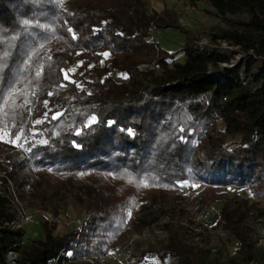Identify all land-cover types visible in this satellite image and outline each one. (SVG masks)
Returning a JSON list of instances; mask_svg holds the SVG:
<instances>
[{"label": "trees", "instance_id": "obj_1", "mask_svg": "<svg viewBox=\"0 0 264 264\" xmlns=\"http://www.w3.org/2000/svg\"><path fill=\"white\" fill-rule=\"evenodd\" d=\"M205 1V13L226 25L213 43L244 54L222 71L227 55L191 43L179 51L183 63H169L176 54L147 41L159 15L143 0H0V132L15 137L35 128L37 138L15 152L0 142V163L11 170L0 192V264L10 251L21 253L18 264L102 259L130 230L129 211L156 205L185 182L249 188L264 200V0ZM97 51L110 53L107 68L126 72L128 83L91 68L88 93L73 91L55 119L33 125L71 87L59 88L61 71ZM228 138L239 142L227 148ZM18 177L15 186L31 187L45 202L65 182L85 187L89 214L81 229L54 237L43 224L44 239L26 249L23 232L10 227L18 218L8 180ZM188 249L169 245L166 255L202 264Z\"/></svg>", "mask_w": 264, "mask_h": 264}, {"label": "rangeland", "instance_id": "obj_2", "mask_svg": "<svg viewBox=\"0 0 264 264\" xmlns=\"http://www.w3.org/2000/svg\"><path fill=\"white\" fill-rule=\"evenodd\" d=\"M143 1L150 14L159 15L158 25L150 29L147 41L157 43L170 54H176L169 63H183L185 57L179 51L189 43L217 49L227 55L229 62L220 64V71L231 68L244 57L238 48L223 41L213 43L212 36L226 25L205 13L211 10L205 0H198L195 5L188 0ZM111 58L109 52L97 51L87 57L86 64L73 60L67 70L61 71L64 83L59 85L60 89L66 88L65 85L71 87L66 91L61 90L56 99L46 103L38 121L57 117L60 114V100L71 97L73 91L88 93L84 81L89 78L87 74L91 68L106 69L105 77L117 85L127 84L129 77L126 72L107 68ZM259 67L260 61L255 69ZM154 69L157 76L161 75L158 68ZM48 96L53 98L52 93ZM91 121L92 118L87 125L92 124ZM35 124H38L37 121H34ZM223 127L222 122L218 121L217 128L222 130ZM0 136L3 137L0 142L11 146L14 149L12 152L23 149L29 141H37L35 128L20 132L15 137L4 131L0 132ZM238 142L239 138H228L225 146L232 148ZM5 170L11 171L9 162L0 163V192L3 178H7ZM20 183L19 177L8 180L10 207L18 218L10 227L23 232L22 245L26 249L33 241L44 239V225L54 237L81 229L89 214L85 187L65 182L59 185L54 197L45 202L40 193L31 187H24L23 184L15 186ZM179 186L178 192L163 194L156 205H141L129 211L130 230L107 249L104 258L63 263L51 261L49 264H179L176 258L166 255L169 245L173 244L188 247L191 256L202 264H259L264 259L263 199L257 198L249 188L211 186L204 179ZM225 217L229 218L231 228L225 225ZM233 231L240 234L243 244ZM21 258L19 252L7 254L6 263L18 264Z\"/></svg>", "mask_w": 264, "mask_h": 264}, {"label": "snow or ice", "instance_id": "obj_3", "mask_svg": "<svg viewBox=\"0 0 264 264\" xmlns=\"http://www.w3.org/2000/svg\"><path fill=\"white\" fill-rule=\"evenodd\" d=\"M24 23L27 25L28 24V21L25 20ZM69 31L71 32L72 29H69ZM104 55L107 56L108 54L107 53H104ZM73 71H74V69H73ZM67 78H68L67 77V74H65V79H67ZM53 118L55 119L56 117L54 116ZM91 122H95V117H92V121ZM37 123H39V121H37ZM5 135H6V133H5ZM0 139H3V137L0 136ZM17 139H19V137H17ZM128 215L131 216V212H129ZM69 255H71V253H69Z\"/></svg>", "mask_w": 264, "mask_h": 264}, {"label": "built area", "instance_id": "obj_4", "mask_svg": "<svg viewBox=\"0 0 264 264\" xmlns=\"http://www.w3.org/2000/svg\"><path fill=\"white\" fill-rule=\"evenodd\" d=\"M14 254V251H10L8 255ZM14 261V260H13ZM11 264H15L14 262H11Z\"/></svg>", "mask_w": 264, "mask_h": 264}]
</instances>
